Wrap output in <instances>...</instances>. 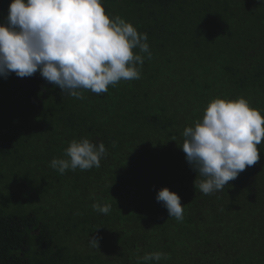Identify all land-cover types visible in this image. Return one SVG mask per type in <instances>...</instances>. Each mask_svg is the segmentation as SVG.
I'll return each instance as SVG.
<instances>
[{"label": "trees", "instance_id": "trees-1", "mask_svg": "<svg viewBox=\"0 0 264 264\" xmlns=\"http://www.w3.org/2000/svg\"><path fill=\"white\" fill-rule=\"evenodd\" d=\"M102 3L147 33L140 79L80 100L39 71L0 76L12 126L0 131V264H144L156 251L168 257L159 264H264V140L260 160L210 195L179 147L215 97H245L264 115V0ZM81 137L105 143L101 166L61 175L51 160ZM163 187L180 196L182 222L156 200Z\"/></svg>", "mask_w": 264, "mask_h": 264}, {"label": "clouds", "instance_id": "clouds-1", "mask_svg": "<svg viewBox=\"0 0 264 264\" xmlns=\"http://www.w3.org/2000/svg\"><path fill=\"white\" fill-rule=\"evenodd\" d=\"M147 40V33L138 32L131 22L107 13L102 0H11L7 23H0V76L31 77L39 71L63 93L83 100L85 91L102 94L120 81L140 79L143 54L148 59L152 56ZM182 135L179 147L197 173L194 188L210 195L260 160L264 115L245 97L218 96ZM106 154L103 141L93 143L81 137L65 149L67 158H53L50 166L61 175L69 169L99 168ZM156 200L169 217L183 221L177 193L163 187ZM92 208L104 214L111 211L107 203L96 202ZM98 243V238H89L90 247L99 248ZM167 258L156 251L140 260L159 264Z\"/></svg>", "mask_w": 264, "mask_h": 264}, {"label": "rangeland", "instance_id": "rangeland-1", "mask_svg": "<svg viewBox=\"0 0 264 264\" xmlns=\"http://www.w3.org/2000/svg\"><path fill=\"white\" fill-rule=\"evenodd\" d=\"M9 130L12 131V126L10 125V122L7 120H1L0 118V131ZM2 149L9 150L12 153H14V142L11 144H6ZM3 154V152L0 150V155ZM4 169V168H3ZM1 169L0 172L3 170ZM7 204H14V202L8 201Z\"/></svg>", "mask_w": 264, "mask_h": 264}]
</instances>
